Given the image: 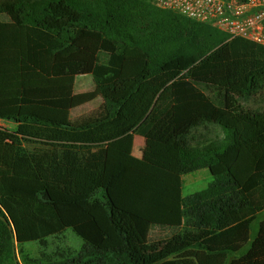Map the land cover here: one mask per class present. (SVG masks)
I'll return each mask as SVG.
<instances>
[{"label":"trees","instance_id":"1","mask_svg":"<svg viewBox=\"0 0 264 264\" xmlns=\"http://www.w3.org/2000/svg\"><path fill=\"white\" fill-rule=\"evenodd\" d=\"M260 92L264 46L151 0H0V264H264Z\"/></svg>","mask_w":264,"mask_h":264},{"label":"built area","instance_id":"2","mask_svg":"<svg viewBox=\"0 0 264 264\" xmlns=\"http://www.w3.org/2000/svg\"><path fill=\"white\" fill-rule=\"evenodd\" d=\"M161 9L208 23L227 33L264 46V0H151Z\"/></svg>","mask_w":264,"mask_h":264},{"label":"rangeland","instance_id":"3","mask_svg":"<svg viewBox=\"0 0 264 264\" xmlns=\"http://www.w3.org/2000/svg\"><path fill=\"white\" fill-rule=\"evenodd\" d=\"M76 92L89 90L93 83L90 75H79L76 78ZM239 103L243 106V108L251 111H258L264 113V92L257 93L255 95H251L248 98H238ZM101 101L97 100L85 106L79 107L77 109L69 111V120L72 123L79 122L80 120L91 117L95 115L96 109L99 107ZM0 123H5L8 127H13L12 123L4 122L0 120ZM195 137L192 134L187 136V140L190 143H195L200 141L206 137H218L223 135L222 129L217 125H211L207 129L198 128L195 130ZM124 149H128L132 154L142 157L146 148L145 139L138 135H131L130 138L125 140L123 143H119ZM212 177L209 174L208 170H200L196 173H190L184 176L183 183V194L188 195L193 192L199 191L205 188L208 183L211 181ZM264 216V211L257 215L253 223V229L256 228L257 222ZM53 244H62L72 247H79L82 243L81 239L75 236L71 231H66L63 235L59 236V238L52 239ZM26 247L36 254L37 244L36 243H28Z\"/></svg>","mask_w":264,"mask_h":264},{"label":"crops","instance_id":"4","mask_svg":"<svg viewBox=\"0 0 264 264\" xmlns=\"http://www.w3.org/2000/svg\"><path fill=\"white\" fill-rule=\"evenodd\" d=\"M77 77H78V76H77ZM77 77H76V78H77ZM75 81H76V79H75ZM75 86H76V83H75ZM75 86H74V91L76 92V90H75V89H76ZM1 121H4V120H1ZM4 122H7V121H4ZM8 123H11V122H8ZM2 125H5V126H6L5 123H2Z\"/></svg>","mask_w":264,"mask_h":264}]
</instances>
